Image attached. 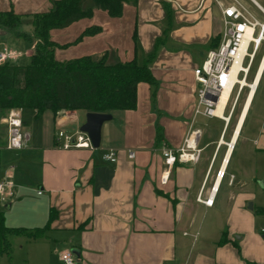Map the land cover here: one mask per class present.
Here are the masks:
<instances>
[{"label": "crops", "instance_id": "crops-1", "mask_svg": "<svg viewBox=\"0 0 264 264\" xmlns=\"http://www.w3.org/2000/svg\"><path fill=\"white\" fill-rule=\"evenodd\" d=\"M240 1L263 19L264 0ZM231 2L127 1L122 14L111 17L90 0L83 4L92 10L90 16L50 31L58 60L106 53L109 63L141 62L156 49L150 64L156 83L137 84L135 108L111 113L102 123L96 149H62L51 131L50 124L66 132L78 130L85 111L62 110L56 116L44 111L46 129L39 136H31L28 119L21 115L29 136L24 148L6 149L0 142V153L5 152L0 154V177H9L15 192L0 209L7 226L47 227L37 238L10 235L11 253L0 254V264H64L61 254L66 251L75 255L74 264H264V214L257 211L264 204L256 203L255 187L257 174L264 172V42L254 71L257 88L237 135L244 107L231 132L233 149L218 146L222 130L217 139L203 136L197 120L207 117H193V70L221 37L222 9ZM51 6L52 0H0V11L13 10L21 23L22 15ZM91 27L99 30L74 43ZM20 40L0 27V47L10 42L7 46L20 53L11 63L32 53L33 47L23 54L14 47ZM252 110L256 133L238 146ZM193 129L200 130L199 159L175 161L168 168L163 149L181 147ZM109 148L117 151L114 163L102 159ZM129 149L134 158L128 157ZM167 169L169 178L161 183ZM211 189V205L197 200L199 193L207 198Z\"/></svg>", "mask_w": 264, "mask_h": 264}, {"label": "trees", "instance_id": "trees-1", "mask_svg": "<svg viewBox=\"0 0 264 264\" xmlns=\"http://www.w3.org/2000/svg\"><path fill=\"white\" fill-rule=\"evenodd\" d=\"M86 0H52L49 10L31 14V32L20 28L21 15L13 10L0 11V27L17 38L34 41L29 63L18 65L11 62L0 64V117L11 108L33 109L35 116L49 110L54 116L62 110H82L97 113H112L133 109L136 106V88L139 82L151 86L156 83L150 64L156 49L143 61L135 58L109 63L106 53L84 55L66 60L55 58L58 46L50 37V31L69 26L92 14L84 9ZM94 7L111 17L122 14L127 1L136 0H92ZM99 30L91 27L75 40ZM220 37L211 45L216 47ZM1 142V141H0ZM264 214V209H257ZM53 213L50 215V219ZM10 227L5 224L4 211L0 209V254L10 255V235H25L28 238L41 236L46 229ZM222 238L220 242H223Z\"/></svg>", "mask_w": 264, "mask_h": 264}, {"label": "built area", "instance_id": "built-area-1", "mask_svg": "<svg viewBox=\"0 0 264 264\" xmlns=\"http://www.w3.org/2000/svg\"><path fill=\"white\" fill-rule=\"evenodd\" d=\"M264 14V10H262ZM223 29L219 43L207 51L205 59L194 68V80L196 82V102L194 116L207 118L216 117L223 122V129L218 141V146L224 143L227 149H233L235 141L230 137L225 140V134L232 120L242 92L246 89V96L257 88L255 73L251 81L248 75L255 61L258 50L264 42V17L259 19L240 0L232 2L222 9ZM248 29L250 30L248 33ZM249 34V35H248ZM249 36V37H248ZM19 52L7 45L0 47V64L11 62L19 56ZM238 67L233 73L235 63ZM225 94V97L223 95ZM200 135L199 129L190 130L184 144L177 148H164L162 151L164 163L171 168L175 161H197L200 149L196 148V139ZM28 133L23 128L21 109L11 108L0 117V141L4 140V147L10 150L24 148L28 141ZM56 145L62 149L86 148L93 149L91 140L86 132L79 129L74 132L59 130L55 134ZM129 158H134V150L127 151ZM102 159L111 163L117 160V151L109 148L102 154ZM224 172L218 171L223 176ZM169 178V170H164L160 176V182L166 183ZM14 185L9 177H0V203L7 202L14 195ZM40 193V191H39ZM211 194L203 199L201 193L197 200L206 205H211ZM264 233V228L262 229ZM64 264H74L75 255L71 251L61 254Z\"/></svg>", "mask_w": 264, "mask_h": 264}, {"label": "rangeland", "instance_id": "rangeland-1", "mask_svg": "<svg viewBox=\"0 0 264 264\" xmlns=\"http://www.w3.org/2000/svg\"><path fill=\"white\" fill-rule=\"evenodd\" d=\"M90 0H86L85 1V7L87 6V4L89 3ZM20 28L26 32H30L31 31V16L30 15H22V23H21V26ZM15 40V39H14ZM7 45H10L12 46V44L9 42V43H6ZM14 47H17L19 49L20 52L25 53L26 51H31L32 50V47H33V41L32 40H26V39H22L20 41H17L15 42V44H13ZM260 54H261V50L258 52L257 56H256V59L252 65V68H251V71L248 75V78L247 80L248 81H251L252 79V76L254 74V71L256 69V65L258 63V60H259V57H260ZM29 56L30 55H25L23 54V56L19 59H17L15 61V64H18V65H24V64H27L29 63ZM245 93H246V89H244V91L242 92V95H241V98L238 102V105L236 107V110L234 112V115L232 117V120L229 124V127L227 129V132H226V136H225V139L228 140L230 135H231V132L234 128V125L237 121V118H238V115L240 113V110L242 108V105H243V102L245 100ZM258 96L259 95V90H258V94L254 100V104L256 103V101L258 100ZM34 110L33 109H23L21 111V115L23 118H26L28 119L27 122H28V129L31 130V136H34V135H37L39 136L40 133L43 131V129L46 127V123H44V120H45V115H48V114H41L40 116H35L34 115ZM48 113V112H47ZM82 113V111H81ZM256 117H254V114H253V110L249 113L248 117H247V120L245 122V126H244V129L241 133V136L239 138V142H238V146H240L242 143H243V140L246 139L247 136H253L255 133H256V126L254 127L253 124H254V119ZM35 120V122H33ZM197 124L200 126L201 130H202V134L203 136H210V137H213L215 139L218 138V136L220 135V132L222 130V127H223V122L216 118V117H212V118H199L197 120ZM50 127H51V131H55V132H58L59 129L58 127H55L53 128V125L50 124ZM46 129V128H45ZM5 152H1V156L4 154ZM264 161V155H263V159ZM234 161V158L232 160V163H231V166L233 165V162ZM264 163V162H263ZM260 182H264V172L262 173H258L257 174V177H256V190H257V201L256 203H263L264 204V187H260ZM0 206H3L2 203H0ZM208 213V214H207ZM200 215H210V212H201Z\"/></svg>", "mask_w": 264, "mask_h": 264}, {"label": "water", "instance_id": "water-1", "mask_svg": "<svg viewBox=\"0 0 264 264\" xmlns=\"http://www.w3.org/2000/svg\"><path fill=\"white\" fill-rule=\"evenodd\" d=\"M85 122L79 127V130L86 132L91 140L93 148H98L101 138V126L106 120L111 119V113L87 112ZM252 208V203L248 204Z\"/></svg>", "mask_w": 264, "mask_h": 264}, {"label": "bare ground", "instance_id": "bare-ground-1", "mask_svg": "<svg viewBox=\"0 0 264 264\" xmlns=\"http://www.w3.org/2000/svg\"><path fill=\"white\" fill-rule=\"evenodd\" d=\"M249 29H248V33H249ZM249 35V34H248ZM249 37V36H248ZM237 67H238V63L236 62L235 64H234V66H233V68H232V71H233V73H235V71H236V69H237ZM258 73H257V76L255 77V81L257 82V79H258ZM253 96V92L251 91L247 96H246V98H245V100H244V102H243V106H242V108H243V110H242V114H241V116H240V119H239V122H238V124H237V126H236V128H235V136L237 135V133H238V131H239V129H240V126H241V124H242V121H243V118H244V115H245V113H246V111H247V109H248V106H249V103H250V100H251V97ZM223 97H225V94L223 95ZM233 132V131H232ZM235 136H234V139H235ZM231 138H232V135H231ZM233 141V140H232ZM234 142V141H233ZM221 177V176H220ZM214 190H215V188H214ZM213 194V193H212Z\"/></svg>", "mask_w": 264, "mask_h": 264}]
</instances>
